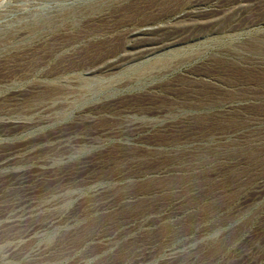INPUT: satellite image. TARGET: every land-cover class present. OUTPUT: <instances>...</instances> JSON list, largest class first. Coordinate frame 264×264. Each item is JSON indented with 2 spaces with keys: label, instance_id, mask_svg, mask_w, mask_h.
<instances>
[{
  "label": "rangeland",
  "instance_id": "1",
  "mask_svg": "<svg viewBox=\"0 0 264 264\" xmlns=\"http://www.w3.org/2000/svg\"><path fill=\"white\" fill-rule=\"evenodd\" d=\"M48 1L0 0V264H264V0Z\"/></svg>",
  "mask_w": 264,
  "mask_h": 264
},
{
  "label": "bare ground",
  "instance_id": "2",
  "mask_svg": "<svg viewBox=\"0 0 264 264\" xmlns=\"http://www.w3.org/2000/svg\"><path fill=\"white\" fill-rule=\"evenodd\" d=\"M87 0H54V1H48L47 2V4H45L47 7H48V9H50V10H54L55 9V7L56 8H58V7H61L62 5H61V3H63V2H65L63 5L64 6H67L66 7V10L64 9L63 10V8H62V10H60L59 11V13H60V15H56V16H53V22L52 23H54V22H56V23H58V22H61V20H63V19H65L67 16H68V14H74V16H76V19L78 18H81V17H83L84 15H86L87 16V14H91V13H95L96 11H100L99 9H101V7H102V5L106 2V0H95V3L94 4H92L90 7H91V12H88L87 11V13L85 12V10H86V7H84L83 5H86V3H88V2H86ZM90 1V0H89ZM114 1V0H113ZM120 1V0H119ZM125 1V0H124ZM174 1V0H173ZM68 2H70L68 5H67V3ZM86 2V3H85ZM85 3V4H84ZM90 3V2H89ZM122 3V2H121ZM153 3V2H152ZM155 3V2H154ZM198 3V2H197ZM37 4V3H36ZM54 4H57L56 6L54 5ZM45 5H43L42 6V8H41V12L42 11H45V9L47 8ZM36 6V5H35ZM83 6V7H82ZM89 6V5H88ZM61 9V8H60ZM199 9V8H198ZM36 10V9H35ZM87 10H88V7H87ZM159 10V9H158ZM161 10V9H160ZM163 10V9H162ZM181 10V9H180ZM179 10V11H180ZM39 11V12H40ZM195 11H196V9H195ZM198 11V10H197ZM197 11H196V13H197ZM45 12H47V11H45ZM48 12H50L49 10H48ZM47 12V13H48ZM171 12V11H170ZM176 12V11H175ZM186 12V11H185ZM194 12V11H193ZM32 13V12H31ZM52 13H53V11H52ZM166 13V12H165ZM61 14H63V15H61ZM171 14H172V12H171ZM176 14V13H175ZM36 15V14H35ZM98 15V14H97ZM181 15H184L183 13L181 14ZM60 16H62V17H60ZM169 16V15H168ZM178 16V15H177ZM176 16V17H177ZM31 17V16H30ZM184 17H185V15H184ZM58 18H60V19H58ZM131 19V18H130ZM173 19V18H172ZM52 20V19H51ZM172 21V20H171ZM55 24V23H54ZM63 24H65V23H63ZM68 24H71V23H68ZM73 25H74V23H73ZM70 27V26H69ZM159 27V26H158ZM146 28V27H145ZM44 29H46V28H44ZM62 29V28H61ZM64 29V28H63ZM149 29H150V27L148 28V29H141V30H139L138 29V31H136V32H133L132 31V33H134V34H139V33H142V34H145V33H147L148 34V32H149ZM151 29H153V28H151ZM66 30V29H65ZM67 30H68V28H67ZM125 32V31H124ZM105 33V32H104ZM131 33V32H130ZM162 34V33H161ZM89 35V34H88ZM83 37V36H82ZM143 37H145V36H143ZM131 40V39H130ZM140 41V40H139ZM130 42V41H129ZM66 43V42H65ZM76 43V42H75ZM176 43H179L177 40H174V41H170V42H168V43H166V44H163V45H160V46H154V47H152V48H150L149 50H148V52H146V54L148 53V54H154V53H157V52H159L160 50H162L163 48H166V47H168V46H172V45H174V44H176ZM88 44V43H87ZM60 45V44H59ZM64 46H65V44H63ZM79 46V45H78ZM128 47V46H127ZM60 51H62V52H64L65 50H63V46H61L60 45V47H58V52H60ZM135 53V52H134ZM143 53V52H142ZM144 53H145V51H144ZM147 54V55H148ZM68 55V54H67ZM129 55V54H128ZM137 55H139L140 56V54H137ZM136 56V55H135ZM134 56V57H135ZM146 56V55H145ZM149 56V55H148ZM141 57H143V56H141ZM135 59V58H134ZM112 60V59H111ZM117 60H119V59H117ZM121 60V59H120ZM131 60V59H130ZM139 60V59H138ZM110 60H108V62H109ZM115 61H116V59H115ZM113 62V61H112ZM114 63V62H113ZM104 64V63H103ZM110 64H111V62H110ZM118 64L119 63H114V64H111V66H109V67H107L108 68V70H111V68L112 69H115V68H118V67H116V66H118ZM121 65V64H120ZM101 66H104V65H101ZM101 66H99V67H101ZM105 67V66H104ZM121 67V66H120ZM103 68V67H102ZM104 69V68H103ZM102 69V70H103ZM97 70H99L98 68L97 69H90V71H89V73L88 74H92V73H96L97 72ZM101 70V69H100ZM105 71V70H104ZM100 73V72H99ZM108 73V72H107ZM62 75V74H61ZM71 78V77H70ZM75 78V77H74ZM67 79V78H66ZM72 79V78H71ZM66 81H68V80H66ZM77 81V80H76ZM61 82H62V80H61ZM68 83V82H67ZM73 83V82H72ZM62 84V83H61ZM76 85V84H75ZM43 86V85H42ZM70 86V85H69ZM68 86V87H69ZM64 87V86H63ZM67 87V88H68ZM66 88V89H67ZM70 88V87H69ZM64 89V88H63ZM75 90V89H74ZM63 92V91H62ZM57 94H60V93H56L55 95H57ZM63 94H64V92H63ZM47 95V94H46ZM51 98L50 99H52L53 97H54V94H52L51 96H50ZM49 100V99H48ZM36 105H38V104H36ZM39 111V110H38ZM44 112V111H43ZM33 205V204H32ZM38 205V204H37ZM39 208H40V206H39ZM26 210V209H25ZM25 212V211H24ZM30 212V211H29ZM22 213V212H21ZM25 213H27V212H25ZM13 216V215H12ZM29 216V215H28ZM23 217V216H22ZM21 221V220H20Z\"/></svg>",
  "mask_w": 264,
  "mask_h": 264
},
{
  "label": "water",
  "instance_id": "3",
  "mask_svg": "<svg viewBox=\"0 0 264 264\" xmlns=\"http://www.w3.org/2000/svg\"><path fill=\"white\" fill-rule=\"evenodd\" d=\"M255 206H253V208H254Z\"/></svg>",
  "mask_w": 264,
  "mask_h": 264
}]
</instances>
